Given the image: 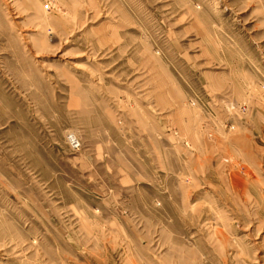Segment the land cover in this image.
<instances>
[{"label":"rangeland","instance_id":"374dc122","mask_svg":"<svg viewBox=\"0 0 264 264\" xmlns=\"http://www.w3.org/2000/svg\"><path fill=\"white\" fill-rule=\"evenodd\" d=\"M0 264H264V0H0Z\"/></svg>","mask_w":264,"mask_h":264}]
</instances>
